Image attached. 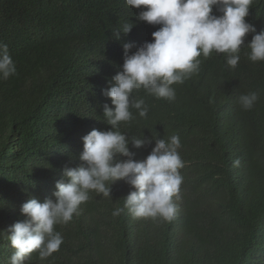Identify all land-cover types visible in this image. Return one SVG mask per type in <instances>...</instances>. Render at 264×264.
<instances>
[{
  "label": "trees",
  "instance_id": "1",
  "mask_svg": "<svg viewBox=\"0 0 264 264\" xmlns=\"http://www.w3.org/2000/svg\"><path fill=\"white\" fill-rule=\"evenodd\" d=\"M139 11L126 0H0V41L17 66L0 81V230L29 199L54 200L64 170L81 164L84 129L102 120V87L120 70L123 45L151 42L158 30L139 21ZM64 21L65 32L54 33ZM247 22L256 33L246 44L264 31V0H253ZM126 23L131 32L116 39ZM41 34L61 39L59 62ZM249 53L241 48L235 69L224 53L201 55L199 73L173 85L174 102L143 88L133 93L149 111L142 118L132 109L135 118L121 122V133L180 137L183 183L174 219L133 218L126 208L114 216L132 190L117 181L112 198L90 192L78 216L55 226L63 236L59 251L46 260L34 252L26 264H264V61L252 62ZM253 91L259 100L242 110L238 97ZM154 145L129 147L143 161ZM12 252L0 237V264H9Z\"/></svg>",
  "mask_w": 264,
  "mask_h": 264
},
{
  "label": "clouds",
  "instance_id": "2",
  "mask_svg": "<svg viewBox=\"0 0 264 264\" xmlns=\"http://www.w3.org/2000/svg\"><path fill=\"white\" fill-rule=\"evenodd\" d=\"M253 0H126L131 8L139 9L137 19L154 25L152 41L139 47L134 43L123 45L124 56L120 70L111 79L108 76L102 87L103 117L97 124L86 127L90 132L82 137L83 150L79 154L81 164L65 169L61 180L55 184V199L43 202L31 198L23 203L0 237L6 239L13 252L9 264H26L32 253L46 260L60 250L63 236L55 230L56 225H67L74 215L80 214V206L90 199V192L106 198L111 197V186L124 181L132 189L124 198V207L116 208L119 216L126 208L133 218H159L171 221L178 212L176 200L181 198L183 177L179 171L184 162L179 154L182 147L178 135L167 141L158 137H132L121 133V122H131L135 117L147 116L149 108L143 99L133 93L144 89L157 99L176 100L173 85L184 81L200 71L199 57H209L213 52L224 53L227 64L235 69L240 60L242 47L250 49L252 62L264 61V31L256 33L253 24L247 22ZM159 25V26H157ZM134 27L126 23L122 30L113 33L116 39L127 35ZM74 30V28H73ZM65 32V21L58 24L54 33ZM47 49L59 62L61 39L54 40L49 34H41ZM136 47L134 52L131 51ZM86 53L77 54L84 60ZM17 74L7 43L0 41V81ZM110 98L112 106L106 101ZM259 100L255 91L241 94L238 104L242 110H251ZM106 125L110 129L103 131ZM154 147L143 161L134 159L132 148ZM123 157L125 159H120ZM239 158L233 161L239 167Z\"/></svg>",
  "mask_w": 264,
  "mask_h": 264
}]
</instances>
